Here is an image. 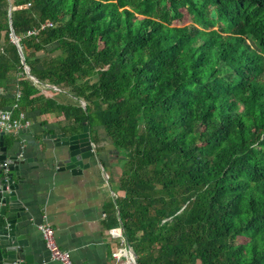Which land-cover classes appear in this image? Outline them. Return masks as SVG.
<instances>
[{
  "label": "trees",
  "instance_id": "1",
  "mask_svg": "<svg viewBox=\"0 0 264 264\" xmlns=\"http://www.w3.org/2000/svg\"><path fill=\"white\" fill-rule=\"evenodd\" d=\"M12 80L0 107L85 121L119 154L137 264H264V0H0Z\"/></svg>",
  "mask_w": 264,
  "mask_h": 264
},
{
  "label": "crops",
  "instance_id": "2",
  "mask_svg": "<svg viewBox=\"0 0 264 264\" xmlns=\"http://www.w3.org/2000/svg\"><path fill=\"white\" fill-rule=\"evenodd\" d=\"M12 82L8 90L0 88V93L6 97L16 96L18 90L14 80ZM56 96L63 102L69 101L68 94ZM41 118L40 115L28 119L30 124L27 127L3 135L8 152L15 142L22 156L30 159L22 165L29 170L22 174L24 183L21 184L19 201L23 207L19 215H25L27 219V227L18 231V234L23 233L24 253L30 255L29 262L25 264H59L49 257L38 229L41 223L54 229L58 246L69 252L73 264H127L123 255H115L130 246L123 237L115 204L117 196L122 195L117 187L121 166L119 154L99 129L96 142L89 132L97 155L89 159L88 169L79 174L52 168L46 171V162L41 156L53 141L44 135L66 133L73 123L54 113L46 114L45 122H41ZM43 164L45 168L41 171Z\"/></svg>",
  "mask_w": 264,
  "mask_h": 264
},
{
  "label": "water",
  "instance_id": "3",
  "mask_svg": "<svg viewBox=\"0 0 264 264\" xmlns=\"http://www.w3.org/2000/svg\"><path fill=\"white\" fill-rule=\"evenodd\" d=\"M8 14L11 39L17 45L24 73L37 82L38 80L30 74L29 66L24 62L18 39L12 30L10 10ZM46 86L59 89L51 84H46ZM81 105L84 107V101H81ZM4 134L0 131V264H25L29 262L30 255L24 253L26 245L21 241L23 233L18 234V231L27 227L25 224L27 219L25 215H19L23 209L19 201L21 184L24 183L22 174L29 170V167L22 165L30 159L22 156L21 149L15 142L12 143L11 152H8L3 142ZM44 136L53 141L52 144L46 146V151L41 156V159L46 162V171L52 168L56 171L68 170L71 174H79L89 168V159L97 155L85 121L81 123L79 130L70 129L66 133L53 132ZM44 168L43 164L40 170L43 171ZM129 250L134 264H137L136 254L131 246Z\"/></svg>",
  "mask_w": 264,
  "mask_h": 264
},
{
  "label": "built area",
  "instance_id": "4",
  "mask_svg": "<svg viewBox=\"0 0 264 264\" xmlns=\"http://www.w3.org/2000/svg\"><path fill=\"white\" fill-rule=\"evenodd\" d=\"M51 25V22L45 21L41 26ZM32 33H35V30L27 31V34ZM18 95L19 93L17 92L15 98H17ZM16 107V103H13L10 107H0V131H3L4 133H14L17 129L27 127L30 124L23 112L14 114V109ZM38 229L41 232L50 259L57 261L59 264H73L69 252L58 246L54 236V229L46 223L39 224ZM113 233L117 232L113 231ZM115 255H118L119 257L123 255L126 258L124 261L125 263L134 264L133 256L129 249H121L117 251Z\"/></svg>",
  "mask_w": 264,
  "mask_h": 264
},
{
  "label": "rangeland",
  "instance_id": "5",
  "mask_svg": "<svg viewBox=\"0 0 264 264\" xmlns=\"http://www.w3.org/2000/svg\"><path fill=\"white\" fill-rule=\"evenodd\" d=\"M5 7V6H4ZM247 43L249 42L248 40L246 41ZM250 43V42H249Z\"/></svg>",
  "mask_w": 264,
  "mask_h": 264
}]
</instances>
